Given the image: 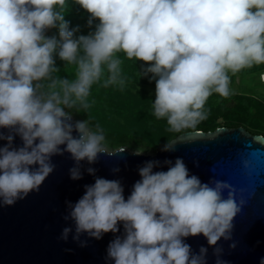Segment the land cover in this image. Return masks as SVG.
<instances>
[{
    "label": "clouds",
    "instance_id": "1",
    "mask_svg": "<svg viewBox=\"0 0 264 264\" xmlns=\"http://www.w3.org/2000/svg\"><path fill=\"white\" fill-rule=\"evenodd\" d=\"M73 3L89 14L90 29L98 21L88 35L70 28L67 0H0V208L38 193L55 171L52 158L67 153L74 162L69 178L79 181L87 173L94 183L83 185L75 202L65 200L63 219L74 231L64 227L60 240L67 243L71 235L85 248L111 233L105 264H208L209 248L215 264H229L220 241L231 242L229 251L237 248L233 222L247 203L243 190L218 179L202 182L177 157L138 167L140 179L125 198L120 179L98 176L93 167L106 152L103 129L75 120L71 110L90 107V89L105 69L102 86L123 89L117 57L123 53L146 65L140 74L155 81L154 116L166 119L168 131L196 129L207 119L208 98L231 94L229 73L264 64V0ZM52 29L57 34L46 35ZM56 57L76 66L74 80L54 75ZM182 142L167 141L161 151L175 152ZM126 151L120 147L116 154ZM164 166L167 171H154ZM200 236L207 246L194 251L187 240Z\"/></svg>",
    "mask_w": 264,
    "mask_h": 264
},
{
    "label": "water",
    "instance_id": "2",
    "mask_svg": "<svg viewBox=\"0 0 264 264\" xmlns=\"http://www.w3.org/2000/svg\"><path fill=\"white\" fill-rule=\"evenodd\" d=\"M177 137H183V142L175 152L160 149L152 156L129 151L116 154L115 150L101 154L93 167L98 170V176L120 179L125 198L140 179L138 167L149 160L174 162L177 157L183 158L190 174L197 175L202 182L218 179L227 181L238 192L243 190L242 198L247 203L233 222V241L237 248L229 251L231 242L221 240L223 259L229 264H259L264 257V139L258 138L264 136L251 134L243 127H218L208 132L188 131ZM15 143L20 144L19 138ZM244 161L249 162L247 170L243 167ZM52 162L55 171L38 193L29 194L14 206L0 208V264H105L106 248L113 239L111 233L99 241L88 240L85 248L73 242L71 235L67 243L59 239L64 227H73L74 231L72 222L63 219L67 214L65 200H78L83 195V185L94 183V177L85 173L82 180L72 181L69 169L74 162L67 153L53 157ZM83 167L87 168V163ZM117 167L120 172L113 175L111 169ZM161 170L167 171V166L154 169ZM187 243L194 251L201 245L207 246L202 236L189 238ZM208 264H215L211 248Z\"/></svg>",
    "mask_w": 264,
    "mask_h": 264
},
{
    "label": "trees",
    "instance_id": "3",
    "mask_svg": "<svg viewBox=\"0 0 264 264\" xmlns=\"http://www.w3.org/2000/svg\"><path fill=\"white\" fill-rule=\"evenodd\" d=\"M68 2V11L66 12V20L70 22V28L79 27L80 31L76 34L78 35H88L90 31H94V28H89L87 26V21L89 14L80 8L79 5L73 3V0H67ZM97 22L98 21H94ZM79 23L80 25H78ZM57 32L55 29L49 30L46 35L52 36L56 35ZM117 57L120 58L123 63L121 65L122 76L126 78V84L129 80H133V77H136L140 74V69L143 65V62L136 61L135 59L129 60L126 58L125 54L117 53ZM56 66L60 69L58 73H55L58 77L67 78L70 81L75 79L76 66L67 65L64 62L60 61L56 57ZM72 70L74 72H70ZM107 70L105 69L104 75L101 78V81L92 85L90 89V95L88 97V103L90 107L87 110H84V119L89 121V127L92 130H95L96 125H99L103 129L105 140L111 138V134L121 133V135L129 134L131 140L136 142L141 135L134 132L136 129H143L144 133L149 135H161L162 138L166 141L173 140L178 135L194 130H204L205 132L214 131L218 126H212L211 122L217 117H222L226 123L220 127H243L247 132L254 135H262L264 133L261 130H250L246 128L243 124L247 120L246 110L249 108V105L260 104V110L257 114H253L254 119L259 123H264V105L256 99H249L241 96L237 97L244 99L242 103H239L238 106L226 108L224 106L220 107L218 113H214L209 108V105H205V111L207 112V121L208 124L205 127H201L199 124L196 129H186L180 133H172L168 131V125L166 119H157L153 118L151 114L152 108L149 107V104L140 105L135 100L133 94H123L125 92V86L121 89L118 85H112L107 88L103 87V81L107 78ZM224 98V97H223ZM144 106V108H141ZM252 116V115H251ZM134 135V136H133Z\"/></svg>",
    "mask_w": 264,
    "mask_h": 264
},
{
    "label": "rangeland",
    "instance_id": "4",
    "mask_svg": "<svg viewBox=\"0 0 264 264\" xmlns=\"http://www.w3.org/2000/svg\"><path fill=\"white\" fill-rule=\"evenodd\" d=\"M93 25V28L95 26ZM80 25L79 23H77ZM70 72H74L69 70ZM264 73V64L254 65L251 68H245L236 74L229 73L230 76V95L227 98L221 97L219 94L213 93L207 100L205 105H209V108L212 112L218 113L220 107H235L238 106L239 103L245 101L244 99L248 98V100L256 99L264 105V81L261 75ZM57 76L56 74H54ZM264 77V76H263ZM133 80H129L128 84L125 85V92L123 94H133L136 98L138 104L144 105L149 104V107L152 108L151 114L153 118L154 109L153 103L155 99V81H151V77H142L141 74H138L136 77H133ZM244 96L246 98L240 99L238 96ZM144 108V106H141ZM260 110V104L249 105V108L246 110V118L247 120L244 122V126L250 130H261L264 133V123H258L256 119H254L253 114H257ZM73 112V116L75 120H85L83 117L84 111L80 109L77 113L76 109L71 110ZM252 115V116H251ZM226 123V121L217 116L212 122V126H222ZM167 124V123H165ZM208 121L204 120L199 125L201 127L207 126ZM234 128V127H228ZM205 132L204 130H201ZM134 132L141 135V137L134 142L130 139L129 134L121 135V133L111 134L109 139L105 140L104 147L106 152L112 153L120 147H124L130 153H136L141 155H155V153L160 150L163 145L168 141H165L161 135H149L148 133H144L143 129H136ZM134 136V135H133Z\"/></svg>",
    "mask_w": 264,
    "mask_h": 264
},
{
    "label": "bare ground",
    "instance_id": "5",
    "mask_svg": "<svg viewBox=\"0 0 264 264\" xmlns=\"http://www.w3.org/2000/svg\"><path fill=\"white\" fill-rule=\"evenodd\" d=\"M262 78H264V77H262ZM263 81H264V79H263Z\"/></svg>",
    "mask_w": 264,
    "mask_h": 264
},
{
    "label": "built area",
    "instance_id": "6",
    "mask_svg": "<svg viewBox=\"0 0 264 264\" xmlns=\"http://www.w3.org/2000/svg\"><path fill=\"white\" fill-rule=\"evenodd\" d=\"M264 76V74L262 75V77Z\"/></svg>",
    "mask_w": 264,
    "mask_h": 264
}]
</instances>
